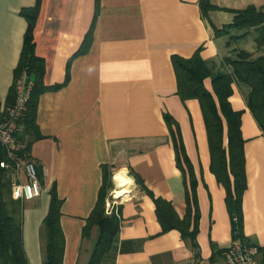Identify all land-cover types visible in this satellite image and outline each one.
<instances>
[{
	"label": "crops",
	"instance_id": "1",
	"mask_svg": "<svg viewBox=\"0 0 264 264\" xmlns=\"http://www.w3.org/2000/svg\"><path fill=\"white\" fill-rule=\"evenodd\" d=\"M34 3L0 0V112L7 106L27 26L20 9ZM210 3L216 8L205 16L199 0H42L34 28L35 52L44 59L45 84H63L38 98L35 120L41 136L31 142L29 156L38 168L42 191L22 201L29 264H43L40 228L53 185L62 201V264L88 263L97 228L89 237L82 235V228L97 199L102 165L108 166L111 177L125 172L132 184L126 193H116L120 225L112 250L100 264H226L223 251L233 239L226 187L210 167L200 102L178 95L171 56L189 58L199 51L211 71L204 86L219 109L212 78L233 72L226 59L264 57V43L257 42L259 26L228 25L235 10L264 8V0ZM92 24L91 41L81 51ZM224 27L225 32L215 34ZM231 88L228 101L241 113L242 231L260 246L264 263V130L246 104L250 86L234 79ZM165 113L178 125L192 169L191 209L190 175L176 164ZM219 113L228 158L227 122ZM17 176L25 180L23 170ZM228 176L233 184L232 173ZM155 198L168 201L194 237L176 227L163 231Z\"/></svg>",
	"mask_w": 264,
	"mask_h": 264
},
{
	"label": "trees",
	"instance_id": "2",
	"mask_svg": "<svg viewBox=\"0 0 264 264\" xmlns=\"http://www.w3.org/2000/svg\"><path fill=\"white\" fill-rule=\"evenodd\" d=\"M42 0H35L31 6H24L20 14L27 22L23 35V43L17 65L14 68V82L9 90L7 106H10L15 98V85L17 80L25 73L26 78L32 82L30 97L26 103L24 114L19 121V129L14 133L15 140L19 146L17 154L29 156V147L34 139L41 135L37 130L35 120L38 98L47 90L59 88L63 83L47 85L44 82L45 64L44 59L35 52L34 28L40 10ZM203 15L216 8L210 0H199ZM259 26L260 34L257 37L258 44L264 43V8H256L249 5L244 9L235 10V14L228 26L243 28ZM226 26V27H228ZM92 27L89 29L82 43V50L88 47L91 41ZM226 27L215 29V34L226 31ZM79 52V51H78ZM177 81V93L182 100L197 98L200 102L203 118L206 125L208 144L211 155V169L216 177L226 187V206L231 217L232 237H240L252 241L242 231L241 194L245 188L243 139L240 131V111L231 108L228 97L232 92L231 83L234 79L247 83L250 92L246 104L261 130H264V57L260 56L254 60H248L244 55L240 59H226L233 68L232 73H223L212 78V87L221 113L227 122V154L223 146L222 133L223 123L219 113L216 100L212 93L206 89L203 80L210 75V68L202 59L199 51L191 57L185 58L177 54L171 56ZM67 73L65 81L69 73ZM6 106V107H7ZM5 112H0V121ZM164 119L170 130L174 144L176 164L185 173L190 175V195L187 197L188 205L195 204L193 175L190 163L187 159L181 140L179 128L175 120L168 113ZM4 163H9L5 166ZM14 161L7 158L6 150L0 145V264H29L26 256L22 235V201L12 196L11 172ZM37 167V166H36ZM103 178L98 190L96 202L86 218L82 228V235L89 237L94 227L97 235L94 239L87 264H100L110 253L114 246L115 237L120 225L117 213H105V202L108 191L112 188L111 176L108 166L102 165ZM228 172L233 175V184L230 183ZM39 177V172L37 168ZM135 180L143 185L140 177L131 170ZM156 213L162 225V230L176 227L182 231V235L193 236L187 231L185 220H180L171 204L162 199H154ZM61 199L57 195L55 186L50 189V201L48 212L43 218L40 237L42 241V263L62 264L64 254V234L60 225ZM115 213V214H114ZM254 242V241H253ZM197 252V245L194 244Z\"/></svg>",
	"mask_w": 264,
	"mask_h": 264
},
{
	"label": "built area",
	"instance_id": "3",
	"mask_svg": "<svg viewBox=\"0 0 264 264\" xmlns=\"http://www.w3.org/2000/svg\"><path fill=\"white\" fill-rule=\"evenodd\" d=\"M31 87L32 82L23 73L15 85L14 101L10 106L5 107V114L0 121V145L5 148L7 158L14 161L11 172L12 196L21 201L37 197L42 191L35 161L26 155L17 154L19 146L14 137V133L20 127L19 121L24 114ZM4 165L8 166L9 163ZM20 169L25 173V180L17 176ZM118 199L119 197L111 196L110 200L106 201V213L118 212ZM223 258L226 264H264L260 259V246L256 242L240 237L232 239L223 251Z\"/></svg>",
	"mask_w": 264,
	"mask_h": 264
},
{
	"label": "bare ground",
	"instance_id": "4",
	"mask_svg": "<svg viewBox=\"0 0 264 264\" xmlns=\"http://www.w3.org/2000/svg\"><path fill=\"white\" fill-rule=\"evenodd\" d=\"M114 180L117 184V190L112 191V197H117L116 193L119 191L120 193H126L132 184L131 178L123 171H117L114 174Z\"/></svg>",
	"mask_w": 264,
	"mask_h": 264
},
{
	"label": "rangeland",
	"instance_id": "5",
	"mask_svg": "<svg viewBox=\"0 0 264 264\" xmlns=\"http://www.w3.org/2000/svg\"><path fill=\"white\" fill-rule=\"evenodd\" d=\"M111 182H112V188L108 191V194H107V197H106V201L107 200H110V197H111V192L113 191V189L116 187V183L114 181V178L111 177ZM105 206H106V202H105ZM106 213V211H105ZM113 213V212H112ZM108 214V213H107ZM115 214V213H114Z\"/></svg>",
	"mask_w": 264,
	"mask_h": 264
},
{
	"label": "water",
	"instance_id": "6",
	"mask_svg": "<svg viewBox=\"0 0 264 264\" xmlns=\"http://www.w3.org/2000/svg\"><path fill=\"white\" fill-rule=\"evenodd\" d=\"M124 196V195H123ZM122 197V196H121ZM120 198V197H119Z\"/></svg>",
	"mask_w": 264,
	"mask_h": 264
}]
</instances>
